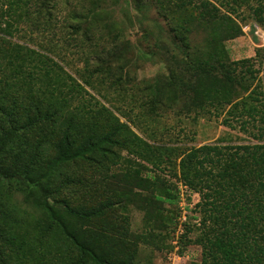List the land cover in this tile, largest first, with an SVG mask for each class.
<instances>
[{
    "label": "trees",
    "instance_id": "trees-1",
    "mask_svg": "<svg viewBox=\"0 0 264 264\" xmlns=\"http://www.w3.org/2000/svg\"><path fill=\"white\" fill-rule=\"evenodd\" d=\"M150 1L153 5L138 0L137 11L145 14L147 6L155 8L170 30L174 53L185 57L192 73L188 82L182 76L173 77L171 87L180 86L182 96L174 93L172 104L163 101L168 95L161 99L160 88H152L149 113L157 107L170 108L184 97L183 108L189 112L199 113L208 106L221 111L226 106H247L258 86L252 90L254 82L245 84L246 74H238L240 78L232 70L225 45L242 35V27L210 0ZM72 3L0 0V264H137V249L132 244L101 233L107 212L134 202L131 197L143 192L154 195L148 204L176 206L181 199L171 184L160 187L158 180L138 174L125 176L129 188L117 191L118 200L108 198L84 206L62 198L77 181L68 169L71 165L91 162L108 168V163L118 161L117 150H127L160 168L163 156L174 152L170 147H154L130 129L133 118L122 115L126 123H121L104 106L101 109L110 119L101 130L86 132L79 125L78 116L93 111L85 95L96 100L87 88L107 100L112 94H103L100 82L109 81L115 93L123 91L124 75L129 76L125 72L128 65L120 64L121 50L97 51L104 36L119 39L122 30L116 32L109 24L100 28L94 9L86 13L74 9L62 25L81 35L77 39L67 32L66 45L77 40L84 53L89 50L84 68L67 61L63 51L44 46L39 51L13 39L14 32L24 31L23 26L51 32L58 14ZM257 11L256 21L264 26V3ZM195 30L205 34L204 48L191 54L190 35ZM65 67H76V76ZM114 69L121 74H114ZM252 78L257 76L252 74ZM239 89L250 92L243 102L238 101L242 97ZM260 95L264 97V91ZM261 106L243 112L254 120L257 115L264 119ZM255 138L258 143L249 145L194 147L181 158L182 183L201 197L196 205L201 219L196 224L195 243L202 249V258L191 264H264V134ZM18 195L23 200H16Z\"/></svg>",
    "mask_w": 264,
    "mask_h": 264
},
{
    "label": "rangeland",
    "instance_id": "rangeland-1",
    "mask_svg": "<svg viewBox=\"0 0 264 264\" xmlns=\"http://www.w3.org/2000/svg\"><path fill=\"white\" fill-rule=\"evenodd\" d=\"M137 1L73 0L70 6L58 14L51 32L40 33L34 27L25 26L24 31L14 32L13 39L18 43L39 51L42 46L63 51L67 54V61L84 68V55L89 50L84 53L83 49L78 47L77 40L66 45L63 39L65 36L68 37L67 32L72 34L74 32L68 31L62 25H65L64 20L73 16L74 9L80 13L84 11L86 13L90 8L94 9L95 20L100 28L109 24L116 32L122 30L119 39L104 36L106 39L97 47V51L104 48L121 50L122 54L117 51L121 57L120 64L128 65L125 72L129 76L124 75L126 83L122 85L123 91L115 90V93L111 90L109 81H99L102 93L112 94L107 100L87 88L102 105L96 100H91L89 95H85L91 104L89 110L93 111L81 113L78 116L79 125L84 126L86 132L89 128L101 130L110 119L101 109V106H104L115 114L121 123H126L123 116L133 118V123H129L130 129L154 147L174 149V152L163 156L160 168L130 154L127 150H117L118 161L108 163V168L91 162H79L69 166V171L77 181L62 194V198L73 205L93 206L108 198L118 200L117 191H126L129 188L125 182V176L128 174L156 179L160 187L164 183L171 184L175 192L182 193L184 184L180 179L179 163L191 148L208 144L249 145L258 143L256 135L261 137L264 134L262 116L257 115V120H254L243 112L250 106L262 109L261 105H264V97L260 95L261 91H264V26L256 21L257 10L264 0H210L219 7L221 14L232 17L242 27V35L227 41L225 45L232 70L240 76L245 73L247 76L245 84L254 82L252 90L258 86L257 95L247 101L248 105H240L235 109L226 106L224 111L208 106L205 111L197 113L183 108L184 97L177 104L170 105V108L157 107V111L152 114L149 113L152 88H160L161 99L168 95L163 101L165 104H172L170 98L174 93L182 96L180 86L171 87L175 75L182 76L184 81L188 82L192 71L185 57L174 53L172 39L169 36L170 30L165 20L159 18L158 12L151 6H147L145 14L139 13L136 9ZM141 1L153 5L150 0ZM74 35L81 39L79 33ZM204 36L201 30H195L190 35L191 54L204 48ZM103 56L110 57L109 54ZM75 68L65 67V70L76 76ZM115 73L121 74L114 69ZM252 74L257 76L256 80H253ZM239 92L242 97L238 101L250 94L240 89ZM118 108L123 113L117 111ZM99 111L104 115L100 116ZM40 191L43 192L41 189ZM134 191L140 193V190ZM141 194L139 197H131L134 202L119 204L109 210L106 214L107 225L102 222L101 233L116 239L123 237L132 244V247L137 249L135 256L137 264H171L169 257L174 251L175 241H178L181 252L189 251L193 254L194 263L200 262L202 249L195 243L199 235V227L196 224H199L201 219V215L196 211V205L201 200L200 195L188 188L186 193L188 201L186 200L184 204L183 200L179 199L175 206L171 203L148 204L147 202L154 196L153 193L149 191ZM23 198L22 195H18L16 200L21 201ZM135 200L141 204H136ZM184 211L188 212L186 221L183 218Z\"/></svg>",
    "mask_w": 264,
    "mask_h": 264
},
{
    "label": "built area",
    "instance_id": "built-area-1",
    "mask_svg": "<svg viewBox=\"0 0 264 264\" xmlns=\"http://www.w3.org/2000/svg\"><path fill=\"white\" fill-rule=\"evenodd\" d=\"M186 193H188V187L184 185L182 186V193L180 191V197L183 200L184 204L186 203V200L188 201L186 197ZM189 197L190 196H188V198ZM187 217H188V212L184 211V215H183L184 221L187 220ZM173 243L175 245V248L174 251L171 252V255L169 257L171 264H190L193 261V257H194L193 254L189 251L181 252L178 245V241H175Z\"/></svg>",
    "mask_w": 264,
    "mask_h": 264
}]
</instances>
